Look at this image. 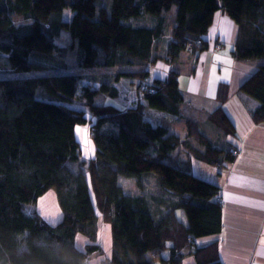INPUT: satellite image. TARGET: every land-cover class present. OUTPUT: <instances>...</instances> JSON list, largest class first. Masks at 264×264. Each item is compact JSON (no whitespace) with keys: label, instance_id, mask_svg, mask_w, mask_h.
Returning <instances> with one entry per match:
<instances>
[{"label":"trees","instance_id":"obj_1","mask_svg":"<svg viewBox=\"0 0 264 264\" xmlns=\"http://www.w3.org/2000/svg\"><path fill=\"white\" fill-rule=\"evenodd\" d=\"M174 7L171 62L187 53L198 63L199 53L210 48L206 36L218 12L238 25L233 56L264 60V0H0L7 71L35 72L0 77V264H87L94 252L104 253L96 245L100 219L111 227L107 264H182L188 254L197 264H223L218 241L199 244L222 230L221 188L194 174L191 158L216 165L235 155L216 147L195 119L186 117L187 137L202 149L171 132L170 124L149 119L151 109L181 116V74L150 78V71L134 67L155 61L160 16ZM146 14L159 20L138 25ZM62 31L78 49L79 67L133 69L118 71L112 82L74 72L56 41ZM238 89L258 101L252 116L264 123V63ZM100 93L119 106L97 104ZM229 94L230 85L221 82L218 101ZM81 102L96 122L72 106ZM209 117L235 132L222 105ZM87 123L95 145L91 159L84 158L76 133ZM179 149L191 157L181 158ZM152 174L155 192L147 186ZM123 176L136 179L141 192L127 193ZM50 190L63 213L55 224L28 209ZM78 235L89 241L84 249Z\"/></svg>","mask_w":264,"mask_h":264},{"label":"crops","instance_id":"obj_2","mask_svg":"<svg viewBox=\"0 0 264 264\" xmlns=\"http://www.w3.org/2000/svg\"><path fill=\"white\" fill-rule=\"evenodd\" d=\"M237 38L238 25L225 13L218 12L206 36L210 48L201 52L196 65H190L183 80L181 75L185 97L183 106L194 111L188 113V118L200 123V130L216 147L242 150L240 155L234 156V160H223L216 165L191 158L192 168L195 166V160L217 168L214 172L215 180L211 181L221 188L220 198L223 207L221 232L200 239L199 244L218 241L219 256L223 264H264V123L255 122L252 116L253 111L259 106L258 101L238 89L239 85L255 72L257 65L264 63V60L236 59L233 52ZM220 45H224L222 50L219 49ZM154 68L151 77L158 74L157 68ZM221 82L230 85V94L223 104L217 99ZM127 83L130 86L139 84L135 80H127ZM221 105L233 124L234 133L228 134L224 129L218 128L208 117ZM203 127L208 130H202ZM184 128L185 132L184 130L181 133L176 132L173 128L172 131L182 138L183 136L188 138L187 126L184 125ZM83 129L80 126L76 129L79 141L84 136ZM198 148L203 147L199 144ZM83 156L91 159L94 154L87 158L83 152ZM190 157L186 154V159ZM34 208L47 222L53 224L59 222L63 215L54 190L41 196ZM178 214L184 217L181 211ZM107 230L111 233L110 229ZM77 240L88 244V239L82 235H78ZM77 244L79 246V243ZM95 260L97 259L92 258L90 263L97 264L94 263ZM101 261L98 264H102ZM182 264L197 262L188 254Z\"/></svg>","mask_w":264,"mask_h":264},{"label":"rangeland","instance_id":"obj_3","mask_svg":"<svg viewBox=\"0 0 264 264\" xmlns=\"http://www.w3.org/2000/svg\"><path fill=\"white\" fill-rule=\"evenodd\" d=\"M174 10L171 11H167L161 14L160 19H164V27H163V32H162V36L156 41L155 44V50L157 51V58L155 59V61L153 63H146L144 65H137L135 64L134 67L138 66L139 67H144L142 69H145L147 71H153L155 70L154 67L157 68V72L158 74L155 77H163V76H167L168 73L176 71L179 72L182 75V80H183V76L185 74V72L188 70H186L185 68L187 67V63L189 62L190 65L193 64L194 62V58H190L188 57L187 53H183L181 54V56L179 57L178 60L176 61H172L171 62V53H170V40H171V32H172V23L174 22L175 19V12H176V8H173ZM70 9H67L65 11V18H69L70 16ZM15 21L17 23H21L23 20L21 17L16 16L14 17ZM158 17L153 16V15H149L146 14L145 17L140 20L139 22H136L138 25H153L156 24L158 21ZM57 43L60 46V48H65L66 52H65V56H66V60L71 64V69L76 72V73H81V74H85L88 76H95L96 78L99 77V79L105 81V82H112L114 75L120 71V70H125L127 69V66L124 67H114V68H106V67H101V68H94V69H88V68H81L77 65V59H78V49L76 47V45L74 44L71 36L69 35V33L67 31H62L60 33V36L57 38ZM224 45H220L219 49H223ZM203 52V51H202ZM201 53H199V57H200ZM170 59V61H169ZM0 77H27L30 75L35 74V72H31V73H15L13 71H7V64H6V55L4 53L0 52ZM3 68H5V70H3ZM130 69H133L130 68ZM127 69V70H130ZM185 69V70H184ZM169 70V72L167 71ZM131 71V70H130ZM55 73V72H54ZM150 78H154V77H150ZM137 82H139L138 80H135ZM143 83V82H142ZM139 84H141L139 82ZM183 88V87H182ZM96 103L97 104H111V105H115V106H119V102L117 100H115L114 98L108 96L107 94L104 93H100L97 98H96ZM184 105V104H183ZM183 109L181 111V116H176V115H171V114H167L165 112H159L155 109H151L149 111H147L146 116L153 120L154 122H163L166 124H170L171 126V132H172V128L173 130L176 132H182V130H184L185 132V128L184 125H188L187 123V118H188V113L189 112H194L190 109L185 108V106H183ZM73 107L78 108V109H83L86 111L87 113V117L90 119H93V122L97 121V117L93 115V113H91V111L89 110V108L83 104V102L81 103H75L72 104ZM199 113V112H197ZM190 114V113H189ZM201 117H203V115H200ZM187 117V118H186ZM197 117H199L197 115ZM209 117V116H208ZM210 118V117H209ZM91 123H87V125H82L80 127L84 128L82 131L84 133V136H82L80 143L81 146L83 148V152H85V157L89 158V156H92L95 152V145L93 142V139L91 137ZM180 130V131H179ZM202 130H208L205 127L202 128ZM209 132V131H208ZM211 133V131H210ZM212 134V133H211ZM184 134H182L183 136ZM213 135L216 136L215 133H213ZM183 139L186 140L188 138L183 136ZM190 140L195 147H198L199 144L197 142V140L195 138H190L188 139ZM235 150H237L238 152L235 153ZM180 151V157L183 159H186V154L185 152H182L181 149H179ZM230 152H232L235 156L240 155L239 151L240 149L238 148H231L229 150ZM82 152V153H83ZM197 166H200L202 168H197ZM192 171L194 174L204 177L208 180H215V176H214V172L217 171V168L214 166H208L202 162L196 161L195 160V166L192 168ZM154 175L152 174V177ZM121 184L124 186V188L126 189L127 193H131V194H138L136 192H141L136 185V179L134 178H128V177H121ZM147 186H148V190H151V192H155L156 190V184H155V180L154 177L151 179L147 180ZM219 201H221V198L219 196ZM32 209L34 208L33 206L28 207V209ZM108 229H110L111 227L109 226V224H107L106 222H103L102 219L99 220V231H98V242L96 243V245H100L103 248L104 253H93L91 254L90 260L92 258H95L97 260L94 261V263H99V261H101L102 264H107V260L111 257V242H112V238H111V233H108ZM111 232V229H110ZM86 238V237H85ZM87 239V238H86ZM77 243H79V246H81L82 248L86 247L88 244H86L85 242H80L77 240ZM89 243V241H88ZM150 256V254H149ZM107 259V260H106ZM89 260V264L90 263ZM157 260V259H156ZM88 263V262H87ZM93 264V262H92ZM156 264L157 263L156 261Z\"/></svg>","mask_w":264,"mask_h":264},{"label":"built area","instance_id":"obj_4","mask_svg":"<svg viewBox=\"0 0 264 264\" xmlns=\"http://www.w3.org/2000/svg\"><path fill=\"white\" fill-rule=\"evenodd\" d=\"M237 152H238V151H237V150H235V153H237ZM239 153L241 154V153H242V150H240V151H239Z\"/></svg>","mask_w":264,"mask_h":264}]
</instances>
